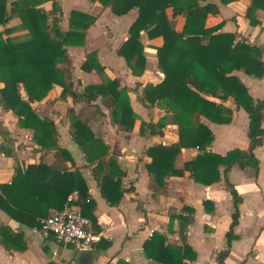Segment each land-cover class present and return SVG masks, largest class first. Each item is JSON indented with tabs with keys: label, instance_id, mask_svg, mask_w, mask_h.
I'll use <instances>...</instances> for the list:
<instances>
[{
	"label": "trees",
	"instance_id": "1",
	"mask_svg": "<svg viewBox=\"0 0 264 264\" xmlns=\"http://www.w3.org/2000/svg\"><path fill=\"white\" fill-rule=\"evenodd\" d=\"M90 1L109 7L115 16L137 10V18L127 31L128 38L117 51L134 76L141 75L145 69L141 32H145L148 39H162V45L156 48V58L163 80L156 85H144L141 104L145 108L159 106L165 114L156 123L142 122L140 132L148 130L149 134L161 135L170 121L179 131H194V137L191 141L147 149L151 162L146 169L155 186L164 188L166 177H180L184 172L194 183L210 186L220 181L219 168L223 167V180L233 201L231 223L226 234L229 245L235 239L232 230L238 223L241 198L229 183L227 174L233 165L241 169L249 165L257 168L252 152L261 144L260 137L264 134L261 127L264 97L253 100L235 75L243 72L253 78H262L264 63L261 52L245 40L238 39L236 34L219 33L222 23L210 28L205 25L208 16L219 14L214 1L228 4L237 0ZM256 10L264 11V0H250L246 9L245 17L254 27L259 25L253 18ZM179 16L184 18L181 31L173 26ZM14 17L19 18L23 30L27 31V38L20 41L10 37L11 28L6 27ZM61 17V9L56 4H53L52 11L46 12L36 8L30 0L11 3L0 0L1 108L16 117L18 128L32 131V143L38 151L54 152L55 158L51 165L42 160L24 167L16 164L10 182L0 184V212L27 228L40 230V223L48 217L49 211H62L67 198L76 193L78 200L72 205L79 207L82 215L90 220L92 229L98 232L96 220L91 216L94 205L89 201L84 203L88 197L85 179L78 168L70 170L66 166L69 162L73 167V159L68 151L58 146L55 123L41 116L32 106L42 101L56 86L62 89L61 99L70 93L71 78L59 66L70 64L67 48L83 46L86 30L95 22L93 16L71 11L69 30L63 31ZM80 70L86 73L96 71L104 77V68L98 62L96 52L87 54ZM119 87L118 79L104 78L103 83L86 86L78 95L79 101L91 110L89 115L77 116L73 109H67L68 133L82 152L93 178L97 180L100 174L108 172L101 178L100 191L109 205H117L121 199L123 172L115 154L109 153L108 146L91 123L101 117L103 107L111 125L121 131L133 129L138 116L131 108L128 91ZM229 100L248 116L249 149L247 152L234 149L220 156L208 149L213 142L212 132L206 125L195 122L193 115L216 125H227L231 122L232 111L224 103ZM6 144L11 145L9 141L1 144L0 152L13 156L14 150L7 151ZM185 148H194L198 154L186 162L183 169L175 170L174 161L180 150ZM207 203L204 202V206ZM183 211L192 210L183 208ZM175 217L182 223L180 235L184 238L186 225L191 219L182 215ZM22 240L21 234L0 225V244H23L18 248L23 251L26 245ZM164 244L165 238L161 234H153L143 247L146 257L158 264H182L188 254L194 261L195 253L187 245L182 251ZM227 255V251L221 252L217 264H223Z\"/></svg>",
	"mask_w": 264,
	"mask_h": 264
},
{
	"label": "crops",
	"instance_id": "2",
	"mask_svg": "<svg viewBox=\"0 0 264 264\" xmlns=\"http://www.w3.org/2000/svg\"><path fill=\"white\" fill-rule=\"evenodd\" d=\"M13 1L17 0H10L9 3ZM30 2L46 12L52 11L53 4H57L62 13L60 26L63 31L69 30L71 11L95 17L94 24L86 30L84 45L67 48L71 65H61L60 69L69 71L73 86L77 80L83 84L82 90L76 95L78 97L86 86L103 83L102 77L96 71L86 73L80 70L87 54L96 52L98 62L104 68V78L120 81L119 89L125 88L128 91L131 108L139 117L131 131H121L111 125L107 111L103 107L101 117L92 121L93 129L100 133L109 148V153L115 154L123 172L121 199L117 205H109L100 191L101 178L108 172H103L95 180L91 169L86 167L82 152L68 133L69 124L66 131L64 129L60 131L58 127L57 118L61 116L56 115L55 107L67 106L65 109L67 115V109H73V98L68 96L64 102L61 101L59 96L62 89L56 86L45 99L32 105L41 116L55 123L58 146L68 151L73 159V167L69 162L66 166L70 170L78 168L85 179L88 197L84 203L94 205L91 216L96 220L99 234V240L90 249L93 256L89 264H158L148 259L143 249L144 244L149 242L155 233L165 238V246L179 248L182 251L185 245L191 248L195 253L194 261H191L187 254L182 264H217L218 255L224 251H227L228 255L223 264H264V134L260 137L261 144L252 152L257 161V168L249 165L241 169L233 165L227 174L229 183L241 198L238 205V223L232 230L235 239L227 245L226 234L231 223L233 201L223 180V167L219 168L220 181L210 186L194 183L189 174L184 172L180 177H166L164 188L155 186L146 169L151 162V158L146 154L147 149L191 141L194 137V131H179L178 127L170 122L162 129L161 135L149 134L148 130L140 132L141 120L156 123L165 114L164 112L152 114L141 104L144 85L147 83L156 85L163 80L162 73L157 69L156 58V48L162 45V39L160 37L148 39L146 33L141 32L140 43L143 45L146 59L145 69L141 75L134 76L124 60L117 55V51L128 38L127 31L137 18V10H131L123 16H115L109 7H103L98 2L90 0H30ZM214 2L219 8V14L208 16L205 21L206 27L222 23L219 33L236 34L238 39L257 47L264 63V11H255L253 18L259 25L254 27L245 17L250 0H237L228 4ZM104 16L121 27V35L115 36L107 23L102 22ZM174 24V28L181 31L184 18L177 17ZM107 28L111 32L108 48L105 46ZM100 30L102 34H99V37L104 38L101 43L96 36ZM20 35L15 32L10 37ZM235 75L247 88L253 100L263 99L264 75L260 79L247 76L243 72H236ZM2 87L0 83V89ZM77 99L79 100V97ZM76 102L81 103L78 106L82 111L83 102ZM224 106L232 111L231 122L227 125L213 124L197 114L193 115V119L206 125L212 132L213 142L208 148L212 153L224 156L234 149L247 152L248 116L242 109H236L230 100L224 103ZM48 107L49 113L46 111ZM74 113L83 116L85 110ZM261 127L264 130V113ZM32 135L31 130L18 128L16 117L10 111H4L0 105V145L9 141L11 145L6 144L7 151L14 150L13 156L0 152V184L10 182L16 164L24 167L42 160L46 165H51L55 161L54 152L38 151L32 143ZM29 154L31 157L35 156L36 160L32 157L31 161L27 162ZM197 154L198 151L194 148L181 149L174 161V169H183L184 164L193 160ZM70 196L73 197V203L78 200L76 193ZM204 202L208 203L204 206ZM183 208L192 211H183ZM54 212L49 211V215ZM179 215L191 219L186 225L184 238L180 235L182 223L175 217ZM0 225L21 234L26 245L25 250L21 251L18 248L23 244H0V264H75L79 251L71 246L63 247L53 237L44 238L39 230L16 223L2 212ZM88 260V257L79 256L80 264H88Z\"/></svg>",
	"mask_w": 264,
	"mask_h": 264
},
{
	"label": "built area",
	"instance_id": "3",
	"mask_svg": "<svg viewBox=\"0 0 264 264\" xmlns=\"http://www.w3.org/2000/svg\"><path fill=\"white\" fill-rule=\"evenodd\" d=\"M72 203L73 197L69 196L62 211L54 212L41 221L39 231L44 238L52 236L63 247L71 246L76 251L91 249L99 240V234Z\"/></svg>",
	"mask_w": 264,
	"mask_h": 264
},
{
	"label": "rangeland",
	"instance_id": "4",
	"mask_svg": "<svg viewBox=\"0 0 264 264\" xmlns=\"http://www.w3.org/2000/svg\"><path fill=\"white\" fill-rule=\"evenodd\" d=\"M8 1V3L10 2V0H7ZM40 3H42V2H40ZM57 5V4H56ZM58 7V6H57ZM14 21V22H13ZM13 21L11 22V23H9L6 27L7 28H11V34L12 33H20L21 35L20 36H18V37H14V39L15 40H18V41H20V40H23V39H25V38H27V31L26 30H23V28H22V26H21V23H20V20H19V18L18 19H16V18H14L13 19ZM102 22L104 23V22H106L107 24L106 25H108L110 28H111V31L115 34V36H119V35H121V31H122V29H121V27L120 26H117V25H115V23L114 22H112L111 20H109V19H107V17L106 16H104L103 17V19H102ZM20 23V24H19ZM61 25H62V23H61ZM173 25H175L174 23H173ZM63 27V26H62ZM99 31V30H98ZM98 31H97V33H98ZM99 34H102V32H101V30H100V32L96 35L97 37H98V42L99 43H101V42H103V40H104V38H102V37H99ZM110 35H111V32L108 30V28H107V30H106V35H105V39H106V44H105V46L108 48V47H110V45H109V42H110ZM13 38V37H12ZM76 59V58H75ZM126 64V63H125ZM71 65V63L70 64H68V65H66V66H70ZM61 66V65H60ZM60 66H59V68H60ZM126 66L131 70V68L126 64ZM63 71H65V70H63ZM66 72V71H65ZM68 72L69 71H67L66 73H67V75H68ZM131 72H132V70H131ZM70 78H71V76H70ZM106 78V77H105ZM104 79V77H102V80ZM90 82H92V81H90ZM71 84H72V90L70 91V93L66 96V97H68V96H70V97H72L73 98V109H74V111L76 112V113H80V112H84V110H85V113H83L84 115H88V113L91 111V110H89V108L87 107V105L85 104V103H83V110L81 111V108L78 106V104H81V103H77L76 101H79L77 98L78 97H76V95L82 90L81 89V87H83V84L81 83V81L80 80H77V81H75L74 82V86H73V82L71 81ZM66 97L64 98V99H61V101H65V99H66ZM59 98H60V96H59ZM45 99V98H44ZM75 99V100H74ZM98 103V102H97ZM63 104V103H62ZM138 105V104H137ZM64 106V107H63ZM67 108V106H65V105H60V106H57V107H55V113H56V115L59 117V116H61V117H59V118H57V123H58V127H59V129H60V131H62L63 129L66 131V127L68 126L67 124H69V117L66 115V109ZM148 111H150V113H152L153 114V112H155V113H157V112H162V114H163V110L159 107V106H153V107H150V108H146ZM49 110H50V108L48 107V109L46 110L48 113H49ZM153 110V111H152ZM87 111V112H86ZM46 112V113H47ZM75 114V113H74ZM138 119H139V117H138ZM137 119V120H138ZM168 121H169V119H168ZM142 122L143 123H149V122H147V121H144V120H141V123H140V126H141V124H142ZM170 122V121H169ZM91 125H92V128H94V126H93V122L91 123ZM29 146V145H28ZM30 147V146H29ZM33 157V159L34 160H36V158H35V156H32ZM32 157L30 156V154H29V157H28V159L26 160L27 162L28 161H31V159H32Z\"/></svg>",
	"mask_w": 264,
	"mask_h": 264
},
{
	"label": "water",
	"instance_id": "5",
	"mask_svg": "<svg viewBox=\"0 0 264 264\" xmlns=\"http://www.w3.org/2000/svg\"><path fill=\"white\" fill-rule=\"evenodd\" d=\"M81 255H83L85 257H88L89 258L88 264L91 263L92 260H90V258H92V256H93L92 250L88 249V250H81V251H79V255L75 259V264H80L79 263V256H81Z\"/></svg>",
	"mask_w": 264,
	"mask_h": 264
}]
</instances>
